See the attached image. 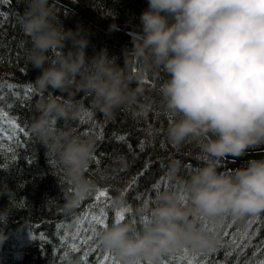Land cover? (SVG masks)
Masks as SVG:
<instances>
[{"label": "clouds", "instance_id": "clouds-1", "mask_svg": "<svg viewBox=\"0 0 264 264\" xmlns=\"http://www.w3.org/2000/svg\"><path fill=\"white\" fill-rule=\"evenodd\" d=\"M23 3L18 23L30 45L25 57L39 70L30 82L38 99L28 128L60 165L65 214H74L97 188L87 174L97 136L81 132L78 121L89 105L107 118L131 105L147 114L153 102L146 81L161 72L155 91L169 116L168 142L180 148L194 141L203 154L187 173L181 160L169 161L168 183L135 209L138 224L114 219L100 228V245L121 264H162L184 247L216 249L229 217L244 221L264 212V156L222 166L229 157L264 151V0H147L122 62L106 48L89 56L88 30L66 29L52 0ZM119 30L113 15L109 31ZM4 194L11 202L12 190L0 188ZM125 205L120 192L113 206ZM9 215V208L0 211V245ZM65 264L81 260L70 255Z\"/></svg>", "mask_w": 264, "mask_h": 264}, {"label": "trees", "instance_id": "trees-1", "mask_svg": "<svg viewBox=\"0 0 264 264\" xmlns=\"http://www.w3.org/2000/svg\"><path fill=\"white\" fill-rule=\"evenodd\" d=\"M77 1L109 22L113 23L114 15L115 23L129 30L139 24V16L147 7V0ZM52 3L66 29H75L78 25H82L88 30L89 56L94 51L106 48L109 55L120 57L122 62L123 49L125 46L130 48L131 44L100 31L72 10L53 1ZM23 8V0H6V2L0 0V13H4L0 16V81L19 86L20 92V97L17 98L9 95L10 90L4 88L0 91V95L5 96L0 107H4L5 111L9 112L11 117H15L17 122L29 132L28 136L16 133L12 140L0 136V164L6 165L0 167V188L7 186L14 194L11 202L9 194L0 195V211L5 208L10 209L8 223L4 226L7 239L0 245V264H61L60 256L65 249L60 244L56 225L59 223L65 226L60 229L61 234L69 225L74 229L81 214L89 205L96 203L94 196L98 188H109L110 199L105 201L109 205L107 211L110 214L107 223L110 224L114 220L112 207L114 198L118 193L123 192L126 197L125 206L132 208L130 213H126L125 219H134L138 224L139 217L135 215V209L145 200H152L156 191L151 190V186L161 176L165 177L168 183L165 169L169 161L173 158L181 160L185 165L184 172L187 173L201 162L203 154L194 141H186L180 148L168 142L165 130L169 116L163 110L160 97L155 91L158 83L165 78L164 73L161 72L159 79L152 78L146 81V94L153 102V108L147 114L139 112L136 105H131L119 109L114 117L107 118L89 105L88 111L92 113V122L82 124L81 120L78 121L76 126L81 132H91L97 136L93 156L99 157L101 153L104 155L99 165L92 159L87 173L96 183V190L81 202L74 214H65L58 183V178L62 174L60 165L54 154L46 155V149L36 143L28 128V122L35 114L38 94L32 90L31 99L25 101L24 86L30 85L39 74V70L32 68L26 61L25 50L30 45L18 23ZM51 55L54 57L55 53ZM85 103L88 104V101L85 100ZM9 104L11 107H8ZM137 113L141 115L138 116ZM93 124L96 125L95 128L92 127ZM100 125H103V139L99 135ZM0 127H3L5 132L11 133L7 123L0 124ZM113 134L126 135L127 142L117 141ZM141 140L147 141L143 152L138 147ZM128 144L131 148L127 146ZM52 160L55 164L50 162ZM147 161L154 163L145 169ZM222 166L227 169L232 165L230 161L225 160ZM142 171L145 175L138 177ZM133 177H138L137 183L131 190L126 191ZM137 193H143V197L134 198ZM229 225L233 227L229 228ZM262 227L264 220L253 216L244 221H236L229 217L223 226L221 245L215 252L210 253L208 258L213 261H234V264H248L249 261L257 260L261 257L257 249L264 242V231H260ZM225 231L235 233L236 245L243 242L246 247L232 245L230 243L232 236L224 237ZM41 234L45 235V239H41ZM188 249L191 253L192 249ZM227 252L233 255L229 256ZM70 255L80 258L82 252L70 253ZM94 259V256L90 257L89 264H92ZM143 264L147 262L143 261ZM162 264H186L183 248L166 254Z\"/></svg>", "mask_w": 264, "mask_h": 264}, {"label": "snow or ice", "instance_id": "snow-or-ice-1", "mask_svg": "<svg viewBox=\"0 0 264 264\" xmlns=\"http://www.w3.org/2000/svg\"><path fill=\"white\" fill-rule=\"evenodd\" d=\"M6 2V0H4ZM4 13H0V16H3ZM17 85H14L12 83L5 84L4 82L0 81V91H2L4 88H7L9 91V95L15 96L17 98L20 97V92L18 91ZM31 92L32 88L31 85L24 86V100L29 101L31 99ZM5 99V96L0 95V103H2ZM30 106V105H29ZM8 107H11L9 104ZM136 115H141L140 113H137ZM93 116L90 111H87L82 117H81V123L82 124H88L92 122ZM7 123L8 127L11 129V133L5 132L3 127H0V136H6L7 140H12L14 135L16 133H22L24 136H28L29 132L26 130L25 127L21 126L17 122V119L15 117H11L9 112L5 111L4 107H0V124ZM93 128L96 127L95 124L92 125ZM101 131H100V138H104V131H103V125H100ZM114 139L117 141L126 143L127 142V136L126 135H117L113 134ZM147 141L141 140L139 141L138 147L141 152L144 151L146 147ZM129 148H131V145H127ZM163 146V145H162ZM103 153L100 154L99 157L93 156L94 162L99 165L101 163V159L103 157ZM52 164H55V161H50ZM154 161H147L145 163V169H148L151 164H153ZM0 167H6V165L0 164ZM145 175V172L142 171L138 174V177H143ZM138 177H133L128 185L127 190H131L135 184L137 183ZM166 183L165 177L161 176L159 180L152 184L151 190L158 191L163 184ZM143 197V193H137L134 198L140 199ZM109 188L103 187L98 188L96 191V194L94 196V200L96 203L89 205L88 209L85 210L81 216L77 219L75 228L72 229V226L69 225L67 229L63 232V234L60 233V229L64 228L65 226L63 224H57V235L59 236L60 244L62 245L63 254L60 256L61 264H64L65 258L70 256V253H81L80 256L81 264H89V258L95 257V259L92 261V264H121L119 258L115 255L114 252L111 250L104 249L101 247L99 241H98V235H99V229L106 226L108 223V220L110 218V214L107 211L109 205L105 203V201L109 200ZM144 202H147L145 200ZM114 208V219L116 220H124L126 218V213H130L132 211L131 206H120ZM254 218H259L261 220H264V212L258 213ZM143 219L147 220V214L144 215ZM134 222H136L134 220ZM202 222L209 226V221L207 219H202ZM250 224L252 221L249 222ZM229 228H232V225L228 226ZM260 231H264V227L260 229ZM247 235V233H245ZM224 237L232 236L231 244L236 245L235 240V233H231L229 231H225L223 233ZM41 239H45V235L41 234ZM237 247L244 248L246 247L245 243H241L239 245H236ZM217 249H213L210 251H204V250H192L191 253L189 252L188 247L183 248V254L186 258V264H234V261L229 260H216L213 261L208 258V255L212 252H215ZM257 251L260 252L261 257L258 258L255 261H249L248 264H264V242L261 243ZM227 255L231 256L233 255L231 252H227ZM255 255V252L253 253ZM190 257V258H188ZM138 264H143V260L138 261ZM147 264H150V262H147Z\"/></svg>", "mask_w": 264, "mask_h": 264}, {"label": "water", "instance_id": "water-1", "mask_svg": "<svg viewBox=\"0 0 264 264\" xmlns=\"http://www.w3.org/2000/svg\"><path fill=\"white\" fill-rule=\"evenodd\" d=\"M53 2L72 10L74 13H76L78 16H80L84 21L91 24L95 28L99 29L100 31L117 38L121 41H124L126 43L131 44V37L128 34L131 30L125 29L122 27H119V31H109V25L112 22H109L94 13H92L90 10H88L85 6H83L79 1L77 0H52ZM264 150V149H262ZM264 156V151L258 150V151H249L246 155L239 157V158H232L229 157L227 160L231 162V167H236L237 165L245 163L247 160L252 158H261ZM234 159V163L232 162Z\"/></svg>", "mask_w": 264, "mask_h": 264}]
</instances>
